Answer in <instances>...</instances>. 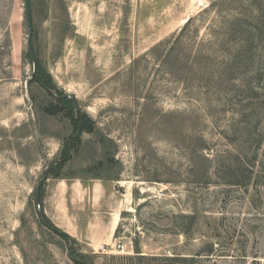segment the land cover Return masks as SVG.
<instances>
[{
	"label": "rangeland",
	"instance_id": "obj_1",
	"mask_svg": "<svg viewBox=\"0 0 264 264\" xmlns=\"http://www.w3.org/2000/svg\"><path fill=\"white\" fill-rule=\"evenodd\" d=\"M31 2L40 72L97 123L61 171L112 178L133 200L111 245L79 243L76 254L94 264H264V0ZM237 17L256 38L251 65L236 67L222 86L217 60L209 85L185 81L175 55L220 60L228 39L236 49L245 38L226 33ZM14 22L25 107L0 126V264H75L74 243L41 222L35 202L74 128L43 111L52 97L31 81L24 0H16ZM168 39L176 48L167 64L168 51L156 57L152 49Z\"/></svg>",
	"mask_w": 264,
	"mask_h": 264
},
{
	"label": "crops",
	"instance_id": "obj_2",
	"mask_svg": "<svg viewBox=\"0 0 264 264\" xmlns=\"http://www.w3.org/2000/svg\"><path fill=\"white\" fill-rule=\"evenodd\" d=\"M16 0H0V126L18 118L25 99L19 80L20 40L15 19ZM112 178H48L43 194V209L51 221L92 250L111 245L130 212L132 196ZM126 190V189H125Z\"/></svg>",
	"mask_w": 264,
	"mask_h": 264
},
{
	"label": "trees",
	"instance_id": "obj_3",
	"mask_svg": "<svg viewBox=\"0 0 264 264\" xmlns=\"http://www.w3.org/2000/svg\"><path fill=\"white\" fill-rule=\"evenodd\" d=\"M32 3V2H31ZM254 18L258 19V16H254ZM194 20L193 17L189 18L188 21L186 22L185 27L181 30L179 35H177L176 39L178 44L182 37L184 36L185 30L190 26L192 21ZM244 25L241 22V20L237 17L235 23H233L232 27L229 28L227 34L230 36H233L235 33L239 35L242 34L244 35L245 38L240 39L238 44V48H231L230 45H228V40L226 41V47L229 46V48H226V54L220 57V60L215 59L212 54L209 53H196L194 56L191 58L188 57L189 60L186 56H179L175 55V58L181 61L184 66L181 68L182 70V77L185 79V81H192L193 83L198 84V86H202V82L206 81L207 85L208 81L210 80L208 75L211 72V69L214 67L216 60L217 63L219 64V67L221 68V71H219V75L216 74L215 77L217 79L216 83L218 85H223L226 83L228 80H231L233 78L234 71L236 70V67L241 66L243 64L245 65H251L252 61V56L250 55V52L252 51L253 47H255L256 44V38L250 36L248 34V31L244 30ZM251 31V30H250ZM230 38V37H229ZM171 39L162 41L159 43L155 48L152 49V53L155 54L157 50L163 49L164 51H168L167 55H165V61L164 63H169L171 59H173L174 50L176 48V45L172 44L171 46L168 47V44L171 42ZM264 41V39L262 40ZM230 42H234V40H231ZM222 43V41H221ZM167 49V50H166ZM31 53V51H30ZM32 55V53H31ZM156 57L162 56L163 52L161 54H155ZM39 67V66H38ZM215 73H213L214 75ZM211 78V80L213 79ZM31 81H36L40 83L43 87H45L48 91L49 94L52 97V100H50L44 107L43 111L48 114V115H59L62 114L66 118L70 120V122L73 125L74 128V134L71 136L72 140L70 143L67 140V148L65 147L62 150L61 153V159L58 162L60 165L58 168H56L53 164L48 168L47 171L44 172L43 179L44 183L39 191V196H40V208H41V213H42V218H40L41 222L48 227L49 229L55 231L57 234L61 235L63 238H65L68 241H71L74 243V245H71L69 247V254L71 259L75 264H94L93 262H90L86 260V257H89L88 254L76 252L78 250L77 247L79 245V242L69 235L67 232L63 231L62 229L58 228L52 221L51 219L46 215L44 209H43V194L45 190V184L48 180V178L53 177V178H59V177H69L65 175L62 171V168L67 160L70 159L71 157V152L72 150L78 149V144L81 143V138L84 133L88 134H93L97 131L96 128V120L93 119L90 114L82 109L80 107L79 102L76 97L74 96H69L65 94L64 92L58 90L56 86L52 83V79L49 78L45 73L40 72V68L37 69V73L33 75ZM206 85V87H207ZM102 162H99L98 164H95L94 166L90 167L87 171H91V169L97 168L99 165H101ZM62 170V171H61ZM92 177L96 178H104L98 175H93ZM189 229L184 230V233H188ZM119 229L116 232V236H118ZM135 252L138 253L140 256V259H145L147 256L140 254L141 253V248L139 245V242H135ZM214 250L212 246L208 248V252L212 253ZM199 254V253H198ZM201 254V253H200ZM82 255V256H81ZM119 258H129V256H119ZM174 258L179 259L180 257L174 256ZM183 261L187 260L188 257L184 256L181 257Z\"/></svg>",
	"mask_w": 264,
	"mask_h": 264
},
{
	"label": "water",
	"instance_id": "obj_4",
	"mask_svg": "<svg viewBox=\"0 0 264 264\" xmlns=\"http://www.w3.org/2000/svg\"><path fill=\"white\" fill-rule=\"evenodd\" d=\"M24 6H25V12H26V17H27V21H28V45H29V49L32 53V59H33V75L37 73V69H38V58H37V53L35 50V46H34V41H33V37H34V20H33V8H32V3L31 0H24ZM44 183V179L42 178L38 184V186L35 189V202L37 204H39L40 202V196H39V191L42 187ZM39 218H42V213L41 211H39L38 213Z\"/></svg>",
	"mask_w": 264,
	"mask_h": 264
},
{
	"label": "built area",
	"instance_id": "obj_5",
	"mask_svg": "<svg viewBox=\"0 0 264 264\" xmlns=\"http://www.w3.org/2000/svg\"><path fill=\"white\" fill-rule=\"evenodd\" d=\"M118 247H119V248H121V247H122V245H121V244H119V245H118Z\"/></svg>",
	"mask_w": 264,
	"mask_h": 264
}]
</instances>
